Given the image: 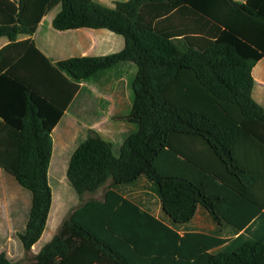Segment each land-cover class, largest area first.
Masks as SVG:
<instances>
[{
  "label": "trees",
  "instance_id": "1",
  "mask_svg": "<svg viewBox=\"0 0 264 264\" xmlns=\"http://www.w3.org/2000/svg\"><path fill=\"white\" fill-rule=\"evenodd\" d=\"M57 6L55 29H107L124 38L123 50L53 65L33 44L17 42L33 35ZM0 37L10 42L0 51V84L24 92L28 111L44 129L33 148L22 146L34 157L2 165L31 194L20 235L26 252L41 240L52 207L50 133L80 83L133 64L134 103L123 119L138 127L118 156L91 131L71 157L67 180L81 200L104 191V201L92 199L75 210L33 261L0 251V264H264V101L254 79L264 60V0H128L114 8L94 0H0ZM10 51L19 59L13 66ZM26 70L59 76L60 98L18 77ZM2 105L0 118L9 122L11 105ZM143 179L170 226L122 194ZM7 195L6 207L0 205V249L12 239L5 216L12 221L21 208L20 198ZM199 208L216 225L231 227L232 238L180 236L177 229Z\"/></svg>",
  "mask_w": 264,
  "mask_h": 264
},
{
  "label": "crops",
  "instance_id": "2",
  "mask_svg": "<svg viewBox=\"0 0 264 264\" xmlns=\"http://www.w3.org/2000/svg\"><path fill=\"white\" fill-rule=\"evenodd\" d=\"M94 1L104 7L114 8L117 2L128 0ZM234 1L244 3L247 0ZM60 9L61 8L57 6L48 11L39 23L37 31L33 35H21L17 42L28 41L29 45L33 44L51 60L53 65L60 61L75 57H103L123 50L125 46L124 38L107 29H79L71 31H59L55 29L53 20ZM9 44L10 42L7 38L0 37V51ZM16 55V52L10 51L8 55L10 61L14 57L16 58ZM18 60V57L12 60L9 66L17 64ZM135 68L133 64L121 65L115 70L104 71L93 79L80 83L78 93L65 111L58 125L50 133V137L53 140L51 163L53 157L56 159L62 158L64 153L71 150L74 153L77 148L75 143L78 144V142L83 140L86 134H90L91 131L108 139L116 138L119 131V135H121V138L125 141L130 134L138 130L136 125L123 119L128 116L132 110L134 94L132 87L128 89L122 84L129 81V79H127V81L125 80L130 74H136L137 69L135 70ZM6 69L8 70V67H6ZM6 69H3L1 74H5ZM18 77L24 80H32L31 82L37 85L36 89L38 92L43 93V95L53 98L55 92H57L58 98H60L58 91L61 92V79L50 70H44L42 72H30L26 70L25 72L18 73ZM254 79L256 86L255 93L264 101V60L255 67ZM57 82L58 87L56 88L54 84ZM87 87H89V89ZM85 89L87 90L85 91ZM4 100H6L7 105H11V107L8 108L10 121L7 122L0 118V191L5 192L3 195L0 194V205L6 207L8 193H10V198H20L18 199L21 200L19 203L22 202V196L25 195L27 197V194L14 176L7 173L2 165L4 166L7 165L6 163H9V166H12L16 165L15 163L20 157H34V155H29L26 152L29 148L22 149V146L28 145L30 148H33L40 142L44 129L42 121L36 117V114L28 111V104L26 103L24 92L15 89H9L7 91V88L3 84H0V106H3ZM93 109H96L95 113L89 114ZM123 112L126 114L124 115ZM28 114L31 115L25 119L24 117ZM127 128H130L129 134H125ZM31 150L33 152L36 151L34 149ZM115 154L118 156L119 151H115ZM51 163L48 170L49 181ZM151 187V183L143 179L135 186L124 189L122 194L125 198L138 203L143 210L150 211L154 216L162 220L165 225L170 226L169 217L164 214L161 202ZM104 194L105 192L101 191L95 196H85L84 199L81 200L76 193V203L71 206L69 212L67 211L68 213H66L62 223L75 210L80 209L87 201L93 199L103 202ZM52 195L54 198L53 190ZM53 204L55 203L52 199V207L47 226L52 219ZM55 206H57V204ZM2 216L3 214L0 213V217ZM5 221L10 223L11 218L7 216ZM177 230L182 237L188 233L208 236L217 235L222 238H232L233 236L231 227L228 225H216L210 213L204 208L198 209L191 223ZM45 232L46 229L44 233ZM36 246L37 244L34 247Z\"/></svg>",
  "mask_w": 264,
  "mask_h": 264
},
{
  "label": "rangeland",
  "instance_id": "3",
  "mask_svg": "<svg viewBox=\"0 0 264 264\" xmlns=\"http://www.w3.org/2000/svg\"><path fill=\"white\" fill-rule=\"evenodd\" d=\"M117 68V67H116ZM114 68V70L116 69ZM136 70V68H135ZM135 74H130L127 79L128 82H124L122 85L126 88L132 87V79ZM95 86V84H94ZM96 87V86H95ZM89 89V87H87ZM87 89H85L86 91ZM264 107V104H262ZM96 109H93L89 112V114H94ZM124 115L126 114L123 112ZM130 128L125 130V134H129ZM89 134H86L83 140H80L78 144L75 143L76 147L82 145L88 138ZM128 136V135H127ZM106 142L111 143L114 146L116 152H120V149L124 143V139L121 138V135L114 137V139H108L101 137ZM73 155L72 150L64 153L62 158L53 157L51 168H50V186L53 190L54 198L53 202V210H52V219L49 221L48 226L46 228V232L42 236L41 240L37 243V246L31 252H26L21 246L20 243V235L25 231L26 223L28 221L30 207H31V194L25 190L27 197L25 195L22 196L21 208L18 209V212L15 218L8 224H5L9 229V234L12 239L6 240V244L2 246L0 249L1 252L6 253L7 255L14 257L16 261L21 263H29L34 260V256L38 254L42 248L49 243L54 235H56L59 231L60 225L65 218L66 213L69 212L71 206L76 203V192L72 185L67 180V171L70 164L71 157ZM57 204V206H55ZM68 211V212H67ZM7 216L5 218L7 219ZM10 225V226H9ZM8 234V235H9ZM3 238V237H1ZM3 240L0 239V243ZM3 244V243H2ZM1 244V245H2Z\"/></svg>",
  "mask_w": 264,
  "mask_h": 264
}]
</instances>
